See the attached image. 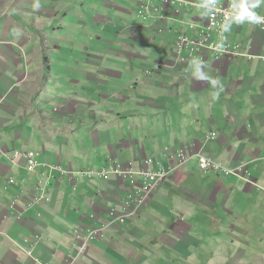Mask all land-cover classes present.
Segmentation results:
<instances>
[{
    "label": "crops",
    "instance_id": "1",
    "mask_svg": "<svg viewBox=\"0 0 264 264\" xmlns=\"http://www.w3.org/2000/svg\"><path fill=\"white\" fill-rule=\"evenodd\" d=\"M234 1L0 0V264H154L155 248L156 262L171 252L182 260L201 244L189 219L216 223V264H264V231L247 229L254 219L264 229V29L250 19L225 27L223 41L241 47L236 58L174 51L201 34L208 6ZM242 1L264 16V0ZM212 131L221 134L206 143ZM183 146L195 156L181 167ZM28 151L41 161L35 172ZM198 152L245 170L203 173ZM110 158L137 185L147 159L174 171L125 225L108 214L135 184L82 173ZM39 174L52 185L49 200L14 202L23 189L32 198ZM95 227L101 238L78 255L73 232ZM229 229L244 239L229 243Z\"/></svg>",
    "mask_w": 264,
    "mask_h": 264
},
{
    "label": "built area",
    "instance_id": "2",
    "mask_svg": "<svg viewBox=\"0 0 264 264\" xmlns=\"http://www.w3.org/2000/svg\"><path fill=\"white\" fill-rule=\"evenodd\" d=\"M170 1H184V0H163L165 3H169ZM243 4L242 0H235L232 5L229 6H208L209 14L206 27L204 26L201 31V34L198 35L195 39H189L186 37H182L176 42V47L178 48V53H183L184 51H189L190 55H195L201 49L208 48L212 52L215 53L218 57L221 56H229L230 58H236L242 56L241 47L239 45L233 47L228 44L225 40L223 41L222 34L224 32L225 27H227L230 23L234 21H243L245 19H250L248 16H244L242 18L239 17L241 5ZM245 5V4H244ZM159 11L160 9L157 8ZM151 11L150 4H143L142 13L149 14ZM256 17V22L258 23L261 29H264V16L259 18ZM253 20V19H250ZM220 35L221 42L216 43L213 40L214 35ZM183 156L182 160L185 161L186 157ZM26 158V167L30 172H35L36 168L39 164H41L38 153L34 151H28L24 153ZM154 159H147L146 164H148V168L142 172L143 180L139 181L140 185L136 184V180L131 177V170L125 169L122 163L111 161V169L108 170L107 167L104 168L102 172H94V171H85L82 172L85 174L87 178L94 177H107L109 172H114L120 174L127 178V180L135 184L134 189L129 192V194L125 195V197L121 200V210H110L109 218L110 224L117 225H125L128 223L132 217L139 215L145 207L150 203L154 194L160 184V181L164 180L169 173L170 169H165L162 166H159V163L156 164ZM178 166L180 163L178 162ZM200 167L203 170L216 169V172L223 171L226 174L236 173L239 174L241 171L245 170L243 164L237 166H227L220 161H212L211 159H207L203 156L200 158ZM62 171V170H61ZM173 171V170H172ZM65 174V172H63ZM76 175V174H75ZM134 177V175H132ZM47 177L39 174L38 178V189L35 191H31L30 193L33 195L32 198L27 199L23 197L24 189L21 193L17 194V198H14V202L25 199L26 206H33L35 204L41 203L43 201L49 200V194L52 191V185L46 184ZM15 179H10V183H14ZM45 182V183H44ZM26 195V193H25ZM21 197V198H20ZM19 198V199H18ZM102 230L100 227H95L90 230L77 229L75 233V240L77 244L78 253H82L87 250L89 244L97 239L101 238ZM69 264H73V260L70 261Z\"/></svg>",
    "mask_w": 264,
    "mask_h": 264
},
{
    "label": "rangeland",
    "instance_id": "3",
    "mask_svg": "<svg viewBox=\"0 0 264 264\" xmlns=\"http://www.w3.org/2000/svg\"><path fill=\"white\" fill-rule=\"evenodd\" d=\"M243 5H244V1H243ZM250 12H252V11H250ZM259 18H262V16H259ZM254 21H256V20H254ZM174 51L176 53H178V48L176 47V45L174 46ZM216 57L218 59L223 58V57L224 58H230L229 56L218 57L217 55H216ZM220 134L221 133H219V131L210 132L206 136V139H205L206 143H209V142L213 141L214 139L218 138ZM181 154H183L186 157L185 161L182 160L183 156ZM193 156H195V155L190 154L189 147H187V146L181 147L177 151V153H175V158L178 160V162L180 163L181 167H183L188 162H190V160H191V158ZM201 156H203V157H205L207 159H211L214 162H216V161H220L222 163L224 162V161L216 159L213 156L208 155L206 153L198 152L197 153V158H198V162H199V168H200V170L203 173L216 172V169L215 170H213V169L203 170L200 167V158H201ZM111 161L119 162V161L114 160L113 158H110L109 161H108L109 165L104 166L102 169H100V170H87V171L102 172L105 167H107L108 170L110 171V169H111ZM119 163H121V162H119ZM166 169H169V168H166ZM83 172H85V171H83ZM173 172L174 171L171 170L169 175L164 180H166ZM110 173L111 172H109V174ZM216 173H218V174H221V173L226 174L223 171H218ZM164 180H162V181H164ZM162 181H160V182H162ZM201 192H203V191L201 190ZM206 192L207 191H205V193ZM231 202H232L231 200H228L227 203L228 204H232ZM250 205L252 206V208H254L256 206V204H254L253 202H250ZM227 207H229V206H227ZM146 208H147V206L145 207V209ZM236 208H240L243 211L247 209L246 206L239 205V204H238V206H236ZM217 209L218 208H216V210ZM165 215L168 216L167 214H165ZM197 216H199V215H197ZM229 218H230V215H228V219ZM185 223L188 224V228H190L192 234L196 233L198 235V237L201 239V244H200L199 247H198L197 244H191L190 253L188 255H185L182 260H179L177 258V256H180V255L175 253V252H171V255L170 254L161 253V254H159L162 257V260L160 262H156V260H155L154 253H155V251L157 249V248H155V250L153 252H149L147 254L148 259L152 260L154 262V264H216V255H218V256L221 255L218 252V247H216V245L212 244V242L216 243V223L213 224V222H207V221H205V223H203V222H200V221H198L196 219H189ZM247 224L249 225V227L247 229L251 232L252 236H254V235L258 236L260 233H262L264 231V229L262 228V224L263 223H261L258 219H254V220L248 221ZM150 226L151 225H146L147 228L150 227ZM196 227L199 228V231L196 229ZM227 232L229 234H227ZM233 234L235 235V237L232 236ZM74 237H75V231L73 232V240H74ZM222 237L227 238L228 242L230 243L235 238L244 239V233L241 232V230L239 231V230L229 229V230H226V234L223 235ZM250 241H254L253 242L254 245L261 244V241L259 239H257V237L250 238ZM75 242H76V240L74 241V244H75ZM76 251L78 252L77 249H76ZM78 255H81V254L78 253ZM237 255H240V253L234 252L231 257L235 258ZM163 258H164V260H163ZM165 261H167V262H165Z\"/></svg>",
    "mask_w": 264,
    "mask_h": 264
},
{
    "label": "clouds",
    "instance_id": "4",
    "mask_svg": "<svg viewBox=\"0 0 264 264\" xmlns=\"http://www.w3.org/2000/svg\"><path fill=\"white\" fill-rule=\"evenodd\" d=\"M38 7V5H36ZM244 16H248L250 19L255 20L256 17H254L253 13L248 10V8L245 5H241L240 13L238 18H242Z\"/></svg>",
    "mask_w": 264,
    "mask_h": 264
},
{
    "label": "water",
    "instance_id": "5",
    "mask_svg": "<svg viewBox=\"0 0 264 264\" xmlns=\"http://www.w3.org/2000/svg\"><path fill=\"white\" fill-rule=\"evenodd\" d=\"M142 212H143V211H142ZM142 212H141V213H142ZM141 213H140V214H141ZM109 220H110V218H109ZM76 230H77V229H76ZM75 233H76V231H75ZM74 238H75V237H74ZM93 242H94V241H93ZM93 242H91L90 244H92ZM90 244H89V246H90ZM74 246H75L76 249H77V244H76V242H75ZM89 246H88V248H89ZM88 248H87V249H88Z\"/></svg>",
    "mask_w": 264,
    "mask_h": 264
},
{
    "label": "bare ground",
    "instance_id": "6",
    "mask_svg": "<svg viewBox=\"0 0 264 264\" xmlns=\"http://www.w3.org/2000/svg\"><path fill=\"white\" fill-rule=\"evenodd\" d=\"M34 152H35V151H34ZM23 155H24V154H23ZM26 168H27V167H26ZM27 170H28V169H27ZM28 171H29V170H28ZM47 180H48V179H47ZM46 184H48V181H46ZM83 252H84V251H83ZM83 252H82V253H83ZM80 254H81V253H80Z\"/></svg>",
    "mask_w": 264,
    "mask_h": 264
}]
</instances>
